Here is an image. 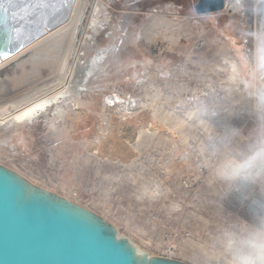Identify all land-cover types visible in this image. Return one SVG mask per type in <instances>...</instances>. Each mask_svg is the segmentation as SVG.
<instances>
[{
	"label": "rangeland",
	"instance_id": "1",
	"mask_svg": "<svg viewBox=\"0 0 264 264\" xmlns=\"http://www.w3.org/2000/svg\"><path fill=\"white\" fill-rule=\"evenodd\" d=\"M129 2L116 0L109 16L113 26L124 23L133 40L114 52L119 59L110 54L98 81L90 86L98 92L88 101L96 104L99 99L103 106L108 97L118 96L149 104L129 118H138L143 127L128 144L136 157L127 161L124 154L104 150L106 122L104 115L96 113L94 123L79 124L81 139L73 142L44 118L1 128L0 164L103 217L151 256L187 264H231L229 236L264 225V162L257 160L248 174L235 179L220 174L228 161L242 162L264 149L260 79L264 66L259 56L264 41L255 34L243 48L240 36H246L248 29L240 12L201 17L195 13V0ZM154 11L191 25L200 23L204 41L196 38L201 50L188 32L179 37L173 51L166 48L167 39L162 47L135 42L146 16ZM109 29L97 38L100 49L112 43L106 34ZM249 47L252 51L247 54ZM92 57L90 53L87 59ZM42 59L40 68L8 86L29 95L27 91L61 69L51 58ZM225 59L234 62L237 78ZM184 67L198 74L188 79ZM7 75L12 78L20 72L8 70ZM142 80L148 85L144 90L139 85ZM170 80L177 82L173 89L166 84ZM205 93L211 95L202 106L196 100ZM10 99L2 97L0 104H11ZM152 123L155 137L144 130ZM99 147L104 159L90 153ZM254 200L261 206L253 211Z\"/></svg>",
	"mask_w": 264,
	"mask_h": 264
},
{
	"label": "bare ground",
	"instance_id": "2",
	"mask_svg": "<svg viewBox=\"0 0 264 264\" xmlns=\"http://www.w3.org/2000/svg\"><path fill=\"white\" fill-rule=\"evenodd\" d=\"M115 1L0 0V32L3 33L0 37V98L11 96L8 101L11 104H0V129L27 125L36 119L44 118L48 125L73 142L81 139V134L78 133L79 124L94 123L96 113H100L104 115L106 122L104 150L111 154H124L123 160L127 161L136 157L128 144L143 127L138 118L130 120V117L135 115L136 111L146 109L149 104L137 97L126 100L118 96L108 97V102L105 101L103 106L99 99H96L98 100L96 104L88 101V98H92L98 92L90 89V86L98 81L102 67L107 64L110 54L115 57L114 52L123 48L125 43L134 37L124 23L120 22L118 26H113V17L109 16V10ZM123 1L128 3L131 0ZM134 1L138 4L140 0ZM107 28H110L106 33L107 38L112 43L100 49L97 38ZM203 31L204 27L202 28L198 22L191 25L187 21L154 11L153 14L146 16V23L134 41L155 42L162 47L167 39L169 44L166 48L173 51L184 32L193 34L191 38L199 45L200 41H204L201 38ZM196 37L201 40L197 41ZM190 39L186 41L189 42ZM197 46L196 49L200 51L203 45H199L200 48ZM210 47L213 45L209 44ZM87 52L93 53L90 60L87 59ZM47 57L57 62V67L61 69L55 72L56 74L52 72L53 75L45 78L41 84L35 85L30 93L27 91L29 95L19 92L16 86L14 88L8 86L10 81H15V84L22 82V78L32 73V69L39 67L40 63H45L42 58ZM116 58L119 59L118 54ZM228 60L225 59L224 63L229 64L228 68L237 78L239 71L234 62ZM184 68L188 79L198 74L197 70ZM8 70H13L14 73L19 71L20 76L14 75L9 78ZM172 81L166 82L170 89L177 83ZM146 84L147 82L142 80L139 85L144 90L148 87ZM210 95L205 93L196 102L202 106L206 105L205 102ZM81 109L84 111L79 113L78 110ZM116 116L122 119L117 121ZM153 127L155 126L152 123L144 130L155 137ZM157 134L156 132V137ZM113 149L115 152H112ZM100 150L101 147L90 153L104 159ZM256 206H261V202L254 200L250 206L251 210L254 211Z\"/></svg>",
	"mask_w": 264,
	"mask_h": 264
},
{
	"label": "water",
	"instance_id": "3",
	"mask_svg": "<svg viewBox=\"0 0 264 264\" xmlns=\"http://www.w3.org/2000/svg\"><path fill=\"white\" fill-rule=\"evenodd\" d=\"M224 4L199 0L195 13ZM246 15L253 26L251 11ZM0 264L187 263L147 254L103 217L0 164Z\"/></svg>",
	"mask_w": 264,
	"mask_h": 264
},
{
	"label": "clouds",
	"instance_id": "4",
	"mask_svg": "<svg viewBox=\"0 0 264 264\" xmlns=\"http://www.w3.org/2000/svg\"><path fill=\"white\" fill-rule=\"evenodd\" d=\"M257 160L264 162V149L254 153L248 160L228 161L222 166L220 174L226 179L246 175ZM228 249L232 253L231 264H264V225L249 227L246 234L240 236H229Z\"/></svg>",
	"mask_w": 264,
	"mask_h": 264
},
{
	"label": "built area",
	"instance_id": "5",
	"mask_svg": "<svg viewBox=\"0 0 264 264\" xmlns=\"http://www.w3.org/2000/svg\"><path fill=\"white\" fill-rule=\"evenodd\" d=\"M199 0H195L193 6H195ZM224 8L216 13L206 14L205 16H232L237 13L246 14L247 11H251V17L253 20L254 32L260 41H264V0H224ZM247 2V4H246ZM246 4V5H244ZM202 17V15H200ZM247 17V15H246ZM249 19V17H247ZM259 56L263 59L264 66V45H259ZM264 68V67H263ZM261 87L264 91V70L261 74Z\"/></svg>",
	"mask_w": 264,
	"mask_h": 264
},
{
	"label": "flooded vegetation",
	"instance_id": "6",
	"mask_svg": "<svg viewBox=\"0 0 264 264\" xmlns=\"http://www.w3.org/2000/svg\"><path fill=\"white\" fill-rule=\"evenodd\" d=\"M241 16H242V20L244 19L243 20V22H244L243 27L245 29H248V31L245 34L246 36H242V35L240 36V38H241V45L245 49V47H247L248 45H250V43L252 42V40L254 38V35H255V32H254V26H250L248 24V20L249 19L246 17V14H244V12H243V13H241ZM246 51H247V54L248 53H251L252 48L251 47H249L248 49L246 48Z\"/></svg>",
	"mask_w": 264,
	"mask_h": 264
}]
</instances>
